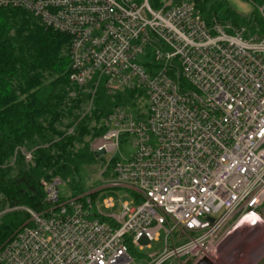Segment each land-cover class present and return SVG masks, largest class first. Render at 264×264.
I'll return each instance as SVG.
<instances>
[{
	"label": "built area",
	"instance_id": "2783aa9c",
	"mask_svg": "<svg viewBox=\"0 0 264 264\" xmlns=\"http://www.w3.org/2000/svg\"><path fill=\"white\" fill-rule=\"evenodd\" d=\"M0 8L69 37L70 84L92 93L89 110L101 84L111 96L136 93L135 112L114 107L90 140L110 178L102 189H126L131 200H107L116 211L105 215L90 193L61 198L62 181L43 180L44 210L24 209L30 218L0 248V264L211 262L243 222L264 225V34L208 24L188 0L156 8L0 0ZM162 235L157 253L140 254Z\"/></svg>",
	"mask_w": 264,
	"mask_h": 264
},
{
	"label": "trees",
	"instance_id": "16d2710c",
	"mask_svg": "<svg viewBox=\"0 0 264 264\" xmlns=\"http://www.w3.org/2000/svg\"><path fill=\"white\" fill-rule=\"evenodd\" d=\"M148 1L152 8L160 4ZM188 1L208 24L215 20L251 34L258 28L264 32L258 11L264 0H249L254 11L248 16L234 11L227 0ZM69 48L68 36L47 29L31 13L0 8V247L29 220L24 209L44 210L43 180L70 184L71 197L86 193L80 172L99 161L87 137L106 131L100 122L114 107L135 112L136 93L111 96L101 84L90 116H84L81 106L89 97L70 96ZM30 151L32 160L27 161Z\"/></svg>",
	"mask_w": 264,
	"mask_h": 264
},
{
	"label": "rangeland",
	"instance_id": "374dc122",
	"mask_svg": "<svg viewBox=\"0 0 264 264\" xmlns=\"http://www.w3.org/2000/svg\"><path fill=\"white\" fill-rule=\"evenodd\" d=\"M165 1L167 0H160L161 3H164ZM227 1L230 7L241 15L248 16L254 11V5L249 0H227ZM258 11L261 15V18L264 21V4L261 7H259ZM247 33L251 34L249 31ZM254 34H264V32H262L258 28L254 31ZM70 86H71L70 87L71 98L73 99L84 98L85 96L89 97L87 99L88 101H85L84 105L81 106L82 108L81 112L84 114V116L85 115L90 116L91 110H89V107L91 103L92 93L84 89L75 88L71 84ZM139 106H140V112L145 110L144 101L141 102ZM102 125H103V121L101 120L100 126ZM70 130H72V132L69 131L68 134L73 133V129L71 128ZM92 139L93 137L91 138L87 137V141L89 142V144L91 143L90 140ZM120 149H121L120 153L125 157L128 156L132 151L131 145L126 143H123ZM31 152L32 151L28 153L31 155V160H32ZM102 164L103 162L98 161V163L95 166H89L83 168V170L80 172V185L85 187L86 190L89 189L86 193H90L91 196L95 199L97 198L96 202L100 207L101 211L103 212V214L108 215L116 210H109L104 208L105 202L107 200L113 199L114 202L119 207V202L123 203L126 201H130L131 198L126 189H119L116 187H111L104 190L102 189V187L106 185V182L110 180V178L108 179V177H106L107 176L106 174H104L103 177L100 176V174L104 170ZM91 186L92 188L90 189ZM59 195L61 198L71 197L72 195L71 185L68 183H60ZM19 229H17V231ZM263 232H264V225L255 228L242 226L241 228L236 229L231 234H229L220 244H218L217 252L215 254V257L211 260V263L212 264H263L264 263V233ZM163 239L164 236L162 235V238L159 242H155L152 244V249L140 252V254L143 256L147 254L157 253L163 246ZM136 258H137V254H136ZM142 264H147V261L143 260Z\"/></svg>",
	"mask_w": 264,
	"mask_h": 264
},
{
	"label": "water",
	"instance_id": "95a60500",
	"mask_svg": "<svg viewBox=\"0 0 264 264\" xmlns=\"http://www.w3.org/2000/svg\"><path fill=\"white\" fill-rule=\"evenodd\" d=\"M263 219H264V214H263ZM197 264H212V263L210 261H208L207 259H205V260L198 262Z\"/></svg>",
	"mask_w": 264,
	"mask_h": 264
},
{
	"label": "bare ground",
	"instance_id": "6f19581e",
	"mask_svg": "<svg viewBox=\"0 0 264 264\" xmlns=\"http://www.w3.org/2000/svg\"><path fill=\"white\" fill-rule=\"evenodd\" d=\"M244 227L245 226V222H243L237 229L241 228V227ZM264 233V232H263Z\"/></svg>",
	"mask_w": 264,
	"mask_h": 264
}]
</instances>
